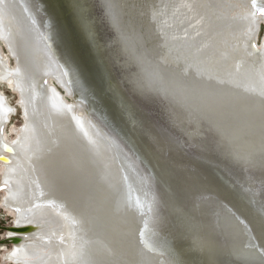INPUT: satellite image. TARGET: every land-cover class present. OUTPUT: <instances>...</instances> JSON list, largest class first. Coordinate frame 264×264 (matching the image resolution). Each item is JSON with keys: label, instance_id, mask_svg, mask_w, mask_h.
Here are the masks:
<instances>
[{"label": "bare ground", "instance_id": "6f19581e", "mask_svg": "<svg viewBox=\"0 0 264 264\" xmlns=\"http://www.w3.org/2000/svg\"><path fill=\"white\" fill-rule=\"evenodd\" d=\"M105 1L120 46L132 61L138 48L151 53L149 36H155L154 19H159L156 34L161 41L178 43L187 38L197 55L209 48L207 35L213 26L259 23L255 14L214 19L212 13L219 4H224L221 7L226 11L225 0H125L122 7L115 0ZM259 1L252 3L254 9L261 6L263 9L255 11L264 13V2L259 5ZM159 13L165 16L163 21ZM63 17L58 0H0V39L15 61L10 67L0 51V82L11 78L23 117L17 137L7 140L4 127L14 108L0 91V163L6 188L3 204L14 211L13 225L27 227L21 233L6 230L9 238L19 239L6 257L17 264H53L57 254L63 255L62 264L70 260L69 254L61 251L58 238L67 229L58 190L63 185L64 166L53 170L47 165L50 150L43 134L45 122L39 116L40 108L47 107L52 113L68 111L82 135L115 165L122 162L142 189L145 201L152 200L156 209L169 207L165 220L157 221L160 233L150 236L147 227L156 224L150 211L132 207L123 198L113 200L110 188L109 194L99 192L89 202L93 209L89 225L100 264H134L131 255L135 250H145L144 260L151 264H264V188L250 178L239 197L228 194L191 162L192 146L200 144L207 131H213L239 160L264 166V88L252 76L219 78L194 68L189 79L199 98L188 94L177 99L168 86L152 84L156 89L150 88L134 62L141 85L181 111L178 120L183 136L176 148L164 132L138 116L117 90L113 101L120 117L108 109ZM133 35L144 38L145 45H136ZM27 43L33 45L32 59ZM261 46L264 50V39ZM247 48L250 57L257 60L261 49L254 39H249ZM48 78L63 89L62 94ZM65 96L78 101L68 102ZM132 176L128 179L133 185ZM123 206L128 212L124 211L127 215H120L121 219L115 213ZM111 229L122 234H118L123 238L120 246L112 247ZM120 229L122 232H117ZM153 237L154 246L149 245ZM129 248L132 252L127 259ZM75 257L80 261L83 254Z\"/></svg>", "mask_w": 264, "mask_h": 264}, {"label": "rangeland", "instance_id": "374dc122", "mask_svg": "<svg viewBox=\"0 0 264 264\" xmlns=\"http://www.w3.org/2000/svg\"><path fill=\"white\" fill-rule=\"evenodd\" d=\"M202 1L207 2V0ZM225 1L227 2L226 11L225 8L221 7V5L224 4H219V8L216 12L214 11L212 13L214 19L223 15L233 18H246L249 15L255 14L254 16H256L255 18L258 19L259 23L258 25L253 24L251 26H235L224 23L213 26L207 35L209 48L198 55L192 50V43L188 41L187 38L178 43H164L165 41H161V37L158 35L159 19L157 21L156 19L153 20L155 36H149L152 49L151 53H146L144 49L138 48L139 51L136 49L137 58H133L150 88L156 89L152 84L159 88L168 86L171 88L172 92L175 93L174 95L177 99H182L188 94H193L198 97L189 79L191 72L195 70L194 68L203 71L205 74L219 78L227 75V78L230 77L236 80L244 75L252 76L254 80L264 88V50L261 46L264 39V18L256 13L255 10L257 8L255 7L256 9H254V4H252L254 0ZM261 2H264V0H260L259 5ZM158 15H160V19L163 17V21L165 16L162 13ZM250 30L256 31L252 34ZM251 37L254 38L256 45L261 49L257 60H253L248 54L247 43ZM134 40L138 46H140L139 42L145 45L144 41L146 40L144 38L135 39L134 36ZM32 46L31 43H27V54L30 59H32V52H30L33 49ZM182 46H184V48H182ZM0 51L4 58H6L9 66L13 67L15 61L1 39ZM167 57L170 59H167ZM182 65L186 66V68H183ZM48 83L56 86L58 91L61 94L63 93V90L55 80L48 78ZM0 91L6 97L8 103L14 108V112L10 114L4 127L5 138L7 140H13L18 135L20 126L23 123V117L18 100V93L13 88L11 78L7 81L0 82ZM65 100L68 102L78 101L76 97L73 99L70 96H65ZM81 111L82 110H79L78 112ZM39 116L45 122L43 134L47 138L46 143L50 150V160L47 165L51 166L53 170L64 166L62 173L63 185L58 190H60L63 201L61 216L64 226H66L67 229L63 231L58 238L62 243L60 248L61 251L69 254L70 260L67 264H100V262H98L99 259L95 257L94 254L97 250L94 251V243L92 244L91 241L92 228H90L89 225V216L93 209L89 202L97 198L99 192L102 193L104 191L103 194H109L108 188L112 189H109V191L111 192L113 200L117 199V197L119 200L123 198L129 200L127 202L130 203L132 207L137 206L145 211H150V217L156 224H149L146 232L150 236H153V234L157 236V234L160 233L158 229L160 223H157V221L162 218L165 220L166 215L169 213L168 205L166 208H161L159 206V209H156L157 205H155L152 200L148 202L145 201L143 198V191L132 176L131 171L120 161L118 165H115L114 162L105 155L102 149L82 135L77 129L72 115L69 114L68 111L65 110L61 113H52L47 107H42L39 110ZM2 171L3 165L0 163V186L3 187ZM92 175L95 178L92 177ZM129 176H132V180L135 182L133 185L129 182ZM5 191L6 188L4 187L3 190L0 189V226L13 225L14 223V211L3 204ZM121 208L122 209L118 208L117 213H115L116 217L127 215L124 211H126L128 207L123 206ZM109 232V235L112 236V247L114 248L123 238L118 236L120 233H116L115 229H111ZM117 232L122 231L120 229ZM6 234V230L3 231L0 229V240L8 237ZM154 238L155 237L151 240L149 238L151 242L149 245L154 246L152 244ZM33 239H36V237ZM133 246L134 242L131 247L133 248ZM12 247L13 243L0 242V264H17L5 255L12 250ZM135 251L136 252L131 255L132 250L129 248V250L126 251V258L130 259V257L133 256L132 261L134 264H151L148 259L146 261L144 260L146 258L144 255L145 250L140 251L141 253H138L137 250ZM76 253L83 254L82 260L79 261L75 259ZM129 254L131 255L130 257ZM62 256L63 255L57 254V260H54L53 264H62ZM136 260H143L145 263Z\"/></svg>", "mask_w": 264, "mask_h": 264}, {"label": "water", "instance_id": "95a60500", "mask_svg": "<svg viewBox=\"0 0 264 264\" xmlns=\"http://www.w3.org/2000/svg\"><path fill=\"white\" fill-rule=\"evenodd\" d=\"M58 3L64 20L69 24L68 30L73 33L85 64L92 71L97 90L107 101L108 109L119 116L113 101L119 92L132 104L138 116L164 132L175 147L179 146L177 143L180 136H183L182 125L178 120L181 111L156 92L141 85L136 64L127 59L120 46V37L112 23L106 1L58 0ZM258 14L264 15L262 11ZM192 150L191 162L196 170L222 191L239 197V192L245 191V186L248 187L250 178H254L257 185L264 188V166L258 167L253 163L251 166L250 162L239 160L213 131H207L204 140L192 146ZM0 229L21 233L27 227L8 225L0 226ZM0 242L18 243L19 239L6 237Z\"/></svg>", "mask_w": 264, "mask_h": 264}, {"label": "flooded vegetation", "instance_id": "af4514ba", "mask_svg": "<svg viewBox=\"0 0 264 264\" xmlns=\"http://www.w3.org/2000/svg\"><path fill=\"white\" fill-rule=\"evenodd\" d=\"M115 2L117 3V5H119L120 7H122V5H124V2H125V0H115ZM258 9H263V7H261V6H259L256 10H258ZM135 15H137L136 13H134ZM134 15V16H135ZM261 15V14H260ZM251 40H253L254 38L253 37H251L250 38ZM260 49V48H259ZM260 52H261V50H259V54H260ZM248 54H249V56H250V53H249V48H248ZM165 60V59H164ZM183 66V68H186V66H184V65H182Z\"/></svg>", "mask_w": 264, "mask_h": 264}]
</instances>
